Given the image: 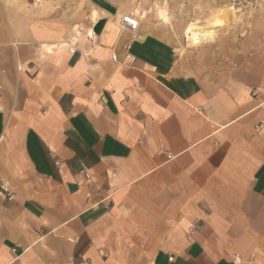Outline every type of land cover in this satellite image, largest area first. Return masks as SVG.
<instances>
[{
    "label": "crops",
    "instance_id": "obj_1",
    "mask_svg": "<svg viewBox=\"0 0 264 264\" xmlns=\"http://www.w3.org/2000/svg\"><path fill=\"white\" fill-rule=\"evenodd\" d=\"M95 9L74 53L0 19V264H264V69L204 81Z\"/></svg>",
    "mask_w": 264,
    "mask_h": 264
},
{
    "label": "rangeland",
    "instance_id": "obj_2",
    "mask_svg": "<svg viewBox=\"0 0 264 264\" xmlns=\"http://www.w3.org/2000/svg\"><path fill=\"white\" fill-rule=\"evenodd\" d=\"M95 7L111 9L120 18L132 14L160 44L168 46L176 58L175 66L204 81L226 87H254L264 69V0H0V19L7 28L22 30L41 25L46 37L62 40L71 26L91 27L89 16ZM168 14V23L159 20L157 9ZM235 7L237 13H232ZM210 38L190 45L185 36L188 24L206 27ZM201 35V34H200ZM42 44L41 56L49 55Z\"/></svg>",
    "mask_w": 264,
    "mask_h": 264
},
{
    "label": "bare ground",
    "instance_id": "obj_3",
    "mask_svg": "<svg viewBox=\"0 0 264 264\" xmlns=\"http://www.w3.org/2000/svg\"><path fill=\"white\" fill-rule=\"evenodd\" d=\"M158 8V7H157ZM229 10H231V15L232 13H237V10L235 9V7H230ZM157 15L160 21H162L164 24L168 23V14L166 13L165 10L163 9H157ZM89 20L91 21V23H95L97 22V13L95 11H92L90 16H89ZM219 21L218 19H215L213 21H210V23H208V25L206 27L200 26L198 25L196 22H191L190 24L187 25L186 30H185V36H186V40L190 45H196L195 43H198L201 39L203 40L204 38H212L211 33H209L208 30L216 28L219 26ZM81 28L78 26H72L70 28V31L68 32V37L67 40L63 41V42H59L57 44L54 45L55 49H62L68 46H72L74 44H70L73 43L75 38L80 34L81 32ZM86 32H88V34L92 35V29H88ZM201 34V35H200ZM87 35V34H86ZM92 38V37H91ZM93 39V38H92ZM47 52H51L50 47H46Z\"/></svg>",
    "mask_w": 264,
    "mask_h": 264
},
{
    "label": "built area",
    "instance_id": "obj_4",
    "mask_svg": "<svg viewBox=\"0 0 264 264\" xmlns=\"http://www.w3.org/2000/svg\"><path fill=\"white\" fill-rule=\"evenodd\" d=\"M118 27H119L120 31H127V32H130V33H135L140 27V22L137 19V17H135L134 15L126 14V15L120 16V18L118 20ZM68 50H69L70 53H74L75 52V49H74L73 45L72 46H68ZM126 50H129V46L127 47ZM111 59H112L113 62H115V63L117 62V55H116L115 52L112 53ZM135 61H136L135 56L132 53H130V52H126L124 65L131 67V66L134 65ZM173 158H174V156L172 154H166L167 161H170ZM8 199L11 200V197L9 196Z\"/></svg>",
    "mask_w": 264,
    "mask_h": 264
}]
</instances>
